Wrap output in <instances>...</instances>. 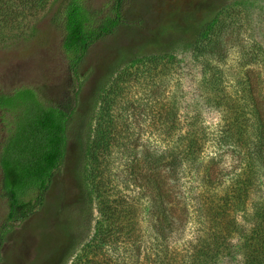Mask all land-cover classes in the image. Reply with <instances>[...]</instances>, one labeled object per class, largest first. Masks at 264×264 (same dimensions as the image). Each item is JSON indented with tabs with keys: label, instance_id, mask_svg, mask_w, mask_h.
<instances>
[{
	"label": "trees",
	"instance_id": "trees-1",
	"mask_svg": "<svg viewBox=\"0 0 264 264\" xmlns=\"http://www.w3.org/2000/svg\"><path fill=\"white\" fill-rule=\"evenodd\" d=\"M127 1L110 0L99 12L88 0H0V46L31 38L53 2L50 24L75 88L67 107L29 87L0 88V261L12 227L45 205L66 160L83 62L93 45L130 26ZM251 13L236 1L202 26L191 49L199 78L188 103L172 52L134 55L98 87L80 168L95 220L68 264H219L234 252L241 264H264V45L237 36ZM204 110L219 114L214 131ZM143 129L155 130L146 142ZM208 148L239 165L224 170L205 161ZM188 225L192 236L176 239Z\"/></svg>",
	"mask_w": 264,
	"mask_h": 264
},
{
	"label": "rangeland",
	"instance_id": "rangeland-1",
	"mask_svg": "<svg viewBox=\"0 0 264 264\" xmlns=\"http://www.w3.org/2000/svg\"><path fill=\"white\" fill-rule=\"evenodd\" d=\"M252 7L251 23L237 36L245 44L252 37L264 45V0H128L124 17L130 26L93 45L82 68V88L76 113L70 123L68 151L63 167L55 174L44 207L29 219L15 224L1 250L0 264H68L73 252L92 233L95 210L84 197L80 168L81 135L91 112L95 93L109 72L134 55L172 52L179 61L181 94L185 103L199 78V66L191 49L202 26L221 8L233 2ZM110 0H88L91 9L101 12ZM55 6L51 2L34 23V34L26 41L0 46V88L29 87L44 102L70 106L74 85L61 50V37L50 24ZM252 36V37H251ZM237 48L230 54L236 56ZM180 77V75H179ZM180 77V78H181ZM18 89H13L12 92ZM206 125L214 131L219 114L204 110ZM154 129H143L146 142ZM0 129V138L2 137ZM149 142V141H148ZM156 143L151 140L150 147ZM208 148L204 160L216 159L224 170L239 163L229 153ZM5 202L0 195V220L5 215ZM176 239L192 236L191 225L180 228ZM219 264H241L237 252Z\"/></svg>",
	"mask_w": 264,
	"mask_h": 264
}]
</instances>
